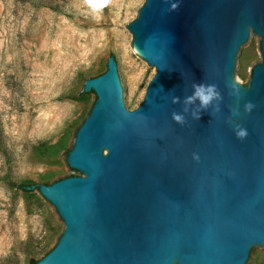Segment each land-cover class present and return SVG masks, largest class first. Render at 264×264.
I'll list each match as a JSON object with an SVG mask.
<instances>
[{"label":"water","instance_id":"water-1","mask_svg":"<svg viewBox=\"0 0 264 264\" xmlns=\"http://www.w3.org/2000/svg\"><path fill=\"white\" fill-rule=\"evenodd\" d=\"M128 30L156 74L135 110L113 56L85 81L97 99L66 158L79 175L28 188L65 225L36 264H252L264 251V0H145ZM255 36L262 60L243 86ZM198 83L222 95L201 120L184 113Z\"/></svg>","mask_w":264,"mask_h":264},{"label":"rangeland","instance_id":"rangeland-1","mask_svg":"<svg viewBox=\"0 0 264 264\" xmlns=\"http://www.w3.org/2000/svg\"><path fill=\"white\" fill-rule=\"evenodd\" d=\"M145 0H0V264L41 260L65 225L38 192L15 183L53 184L72 172L66 158L97 99L84 83L110 57L129 96L143 102L156 69L133 46L128 25ZM262 60L255 36L240 62L247 86ZM264 264V251L252 256Z\"/></svg>","mask_w":264,"mask_h":264},{"label":"clouds","instance_id":"clouds-1","mask_svg":"<svg viewBox=\"0 0 264 264\" xmlns=\"http://www.w3.org/2000/svg\"><path fill=\"white\" fill-rule=\"evenodd\" d=\"M174 102H179V98H175ZM222 95L215 84L198 83L192 86V93L184 98V113L191 110L192 118L201 120L202 114L208 113L212 115L214 112L220 111V103ZM252 105H246V110L251 111ZM238 115V113H234ZM175 122L183 125L185 116L181 113H174ZM238 138L243 139L247 136V131L243 128L237 130Z\"/></svg>","mask_w":264,"mask_h":264},{"label":"trees","instance_id":"trees-1","mask_svg":"<svg viewBox=\"0 0 264 264\" xmlns=\"http://www.w3.org/2000/svg\"><path fill=\"white\" fill-rule=\"evenodd\" d=\"M71 172L72 173L69 176H67V177L79 175V173L74 171V170H71ZM67 177H64V178H67ZM61 179H63V178H61ZM61 179H59V180H61ZM59 180H57V181H59ZM34 185H36V184L31 182V181H24V182H21V183H15V184L12 185V187L14 189H19L26 196L34 197L35 196V192H38L40 194L39 188H37L36 190H28L29 187H32ZM38 261L39 260H36V259H30L29 264H36Z\"/></svg>","mask_w":264,"mask_h":264}]
</instances>
